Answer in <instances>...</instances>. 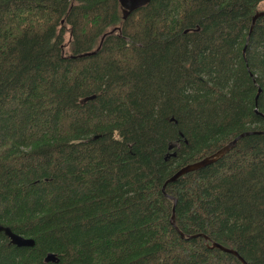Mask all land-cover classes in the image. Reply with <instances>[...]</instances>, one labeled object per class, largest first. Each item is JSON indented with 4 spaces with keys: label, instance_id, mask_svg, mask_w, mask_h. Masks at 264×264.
I'll return each mask as SVG.
<instances>
[{
    "label": "trees",
    "instance_id": "1",
    "mask_svg": "<svg viewBox=\"0 0 264 264\" xmlns=\"http://www.w3.org/2000/svg\"><path fill=\"white\" fill-rule=\"evenodd\" d=\"M262 3L0 0V264H264Z\"/></svg>",
    "mask_w": 264,
    "mask_h": 264
},
{
    "label": "water",
    "instance_id": "2",
    "mask_svg": "<svg viewBox=\"0 0 264 264\" xmlns=\"http://www.w3.org/2000/svg\"><path fill=\"white\" fill-rule=\"evenodd\" d=\"M150 1L151 0H119V3L121 5V9L123 12V18L124 19L127 18L132 11H134L135 9H137V8L147 4V3H149ZM261 15H264V9L257 10L254 13L253 18H252V20H253L252 27L255 23V20ZM91 53H94V52H86V53L81 54V56H84L86 54H91ZM252 132H255V131L242 132L238 136H236L234 139H232L230 142H228L226 145H224L223 147L218 149L215 153L208 155V156H206L200 160L190 162V163L180 167L178 170H176V172H174V174H172L168 178V180L166 181V183L163 186V190H164V188L168 182L175 181L180 176L186 174L187 172L197 170L201 167L206 166L207 164L215 162L220 157H222L227 151H229L231 148H233L236 145V143L240 137L245 136L247 134H250ZM170 197H172V196L170 195ZM173 199H174V207H175L176 198L173 197ZM174 219H175V213L173 210L172 221H174ZM0 231H4V233L10 237L11 242L16 244V245H24L25 246V245H33L34 244V238L19 234V233L15 232L8 225L0 224ZM215 245L217 247H219L220 249L226 251V252H230V253L235 254L243 262V264H247L246 260L239 254L238 250H236L234 248H230L228 246H225L221 243H215ZM45 260L46 261H58V257L56 255V253L48 252L47 255L45 256Z\"/></svg>",
    "mask_w": 264,
    "mask_h": 264
},
{
    "label": "bare ground",
    "instance_id": "3",
    "mask_svg": "<svg viewBox=\"0 0 264 264\" xmlns=\"http://www.w3.org/2000/svg\"><path fill=\"white\" fill-rule=\"evenodd\" d=\"M112 31V30H111ZM95 52V51H94ZM172 223H173V225L177 228V230L183 235V232L178 228V225L176 224V219H174V221H172ZM201 235H203L204 237H205V239L206 240H209L210 239V237L208 236V235H206V234H202L201 233ZM215 243H219V242H217V241H212V244H211V247H215L216 245H215ZM217 247V246H216ZM227 263V262H226Z\"/></svg>",
    "mask_w": 264,
    "mask_h": 264
},
{
    "label": "rangeland",
    "instance_id": "4",
    "mask_svg": "<svg viewBox=\"0 0 264 264\" xmlns=\"http://www.w3.org/2000/svg\"><path fill=\"white\" fill-rule=\"evenodd\" d=\"M260 7L263 8V7H264V3H262V4L260 5ZM68 38H69V34L67 33V34H66V40H67ZM19 234H20V233H19Z\"/></svg>",
    "mask_w": 264,
    "mask_h": 264
},
{
    "label": "flooded vegetation",
    "instance_id": "5",
    "mask_svg": "<svg viewBox=\"0 0 264 264\" xmlns=\"http://www.w3.org/2000/svg\"><path fill=\"white\" fill-rule=\"evenodd\" d=\"M3 233H4V231H2ZM5 234V233H4ZM6 235V234H5ZM7 237H8V243L9 244H11L12 242H11V239H10V237L8 236V235H6ZM12 244H14V243H12Z\"/></svg>",
    "mask_w": 264,
    "mask_h": 264
}]
</instances>
